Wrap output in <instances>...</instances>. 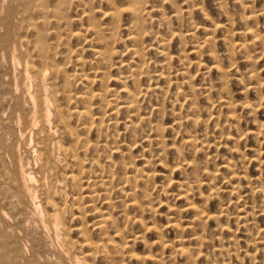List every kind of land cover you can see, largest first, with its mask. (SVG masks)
<instances>
[{"label": "rangeland", "instance_id": "1", "mask_svg": "<svg viewBox=\"0 0 264 264\" xmlns=\"http://www.w3.org/2000/svg\"><path fill=\"white\" fill-rule=\"evenodd\" d=\"M96 2L97 19L113 27L116 21L103 15L111 6ZM148 5L147 26L153 36L142 46L148 74L141 83L144 88L151 85V91L139 104L137 115L129 118L135 121L133 130L126 128L128 112L111 113L122 102V92L118 99L111 91L93 99L96 123L102 119L109 132L99 130L102 124L87 129L89 134L77 127L82 138L92 142L80 152L83 176L74 169L83 188L68 189V223L98 240L105 235L95 228L100 216L110 215L112 223L106 231L114 242L106 252L90 258L95 264L108 263L111 259L106 255L113 253L112 264H264V0H148ZM127 7L122 8L125 12L112 38L117 53L114 67L96 58L92 48L101 44L93 40H80L73 54L61 57L62 62L73 60L64 66L67 72L77 69L85 74L79 73L85 79L75 90H120L124 82L118 77L128 74L127 63L135 65L141 59L128 50L135 42L129 38L132 19ZM80 11L73 15L82 16ZM245 14L250 20L243 21ZM86 21L84 17L77 27L81 29ZM209 37L214 38L212 44H203ZM163 40L172 59L160 53ZM212 51L218 58L210 55ZM77 57L80 63H75ZM159 73H165L164 78L156 76ZM140 116L147 119L140 121ZM191 136L196 142L187 141ZM185 181L192 183L195 193L191 190L181 198L185 189L180 183ZM92 192L99 193L91 197ZM210 194L214 198L206 202ZM73 195H78L77 202ZM191 202L209 206L220 221L205 222L189 208ZM146 224L158 227L160 233L147 231ZM72 233L83 240L80 230ZM179 247L187 249L185 254ZM78 251L86 255L90 248ZM133 251L155 259L144 263L132 256Z\"/></svg>", "mask_w": 264, "mask_h": 264}, {"label": "bare ground", "instance_id": "2", "mask_svg": "<svg viewBox=\"0 0 264 264\" xmlns=\"http://www.w3.org/2000/svg\"><path fill=\"white\" fill-rule=\"evenodd\" d=\"M163 1L174 2V0ZM100 2H107L111 6L108 10L105 8L103 15L116 21L113 27L107 28L105 25L104 27L102 20L97 19L96 0H0V264H95L90 258L103 254L108 244L114 242L107 237L106 229L108 224L112 223L108 214L101 215V221L95 227L104 231L105 234L98 240L91 237L86 229L70 226L66 216L69 204L68 189L77 190L83 186H81L80 173H76L74 169L77 168L83 176V170H79L83 166L80 152L92 142L87 136L88 130L92 131L101 124V127L98 126L99 130L106 129L103 128L105 123L102 119L99 124L96 123L97 116L92 111L95 108L92 103L94 98L102 97L103 91H111L118 99L120 97L118 94L122 92L124 99L122 98L121 103L118 102L119 104L111 113L117 114L122 110L128 112L127 121L130 124L126 128L131 130L135 128V121L131 122L129 118L131 114L137 115L136 110L139 109V104L145 101L147 94L151 91L149 88L152 87L150 85L144 88L141 79L148 74L145 67L146 55L144 56L146 49L142 46L145 45L146 38L153 34L147 26V18L151 14H147L148 0H123V3H121L122 0H100ZM126 5L132 19L129 38L135 42L128 50L132 52L133 57L141 59L139 62L136 61L138 63L135 65L131 63V66H128L129 63H127L128 74L121 73L118 77L124 82L120 90L109 88L91 92L75 90V87L85 79L82 77L85 74L77 72V69L73 73L67 72L64 66H69L73 60L62 62L61 57L73 54L76 46L79 47L82 43L80 40L85 43L87 40H93L101 44L98 48H92L96 58L103 65H109L107 67L115 65L113 62L117 53L112 38L115 29L120 27V17L124 11L122 8ZM154 8L156 7H153L151 11H154ZM79 9L82 10L80 11L82 16H74L73 11L77 12ZM84 17L87 18L86 24L83 22L84 24H81L83 27L79 29L78 22ZM152 18L150 20L153 23ZM245 18L250 20L246 14L243 21L246 20ZM249 29L247 33L252 32V29ZM213 39L209 37L203 44H209L213 42ZM76 40L79 41L78 44H74ZM167 44L165 40L159 43L162 55L169 54ZM66 46L69 49L63 52L62 48ZM210 55L218 58L214 51ZM168 59H172L170 54ZM80 61L81 57H77L75 63ZM124 65L126 64L122 66ZM215 67L220 66L215 64ZM79 73L84 75L81 76ZM164 74L159 73L156 76L164 78ZM128 80L133 82L132 86L127 83ZM186 82L191 85L190 81L186 80ZM154 88L157 89L156 86ZM109 103L110 100L107 101V108ZM100 116L98 115V118ZM145 119H147L146 116H140L139 120ZM78 126L86 129L85 132L88 133L86 136L89 137L90 143L82 138V134L77 129ZM193 137L187 138V141L196 142ZM96 147L97 150L100 146L96 145ZM230 166L232 167L231 164ZM180 184V187L185 189L184 193L180 194L181 198L189 195L192 183L185 181ZM92 194L94 192L90 196ZM214 195H216L215 192ZM77 197L73 195L72 198L77 202ZM213 198V195H208L206 202ZM189 208L194 209L197 215L205 219V222L220 221L221 216L211 213L209 206L199 207L191 202ZM146 229L147 231L154 229L160 233L156 226L146 224ZM73 230H80L81 237L83 236L81 242L72 236ZM84 246L90 248L86 255L78 251ZM184 248H180L183 254L187 250ZM134 251L132 256L144 263L155 259L152 254L141 257L142 255L139 256ZM117 252L120 253V251ZM112 255H106L111 260L105 264L113 263L114 253Z\"/></svg>", "mask_w": 264, "mask_h": 264}]
</instances>
